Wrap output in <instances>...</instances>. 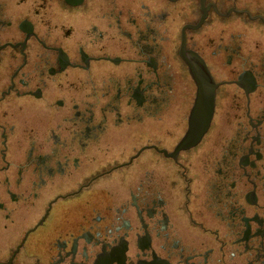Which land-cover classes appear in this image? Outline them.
<instances>
[{"label": "flooded vegetation", "instance_id": "obj_1", "mask_svg": "<svg viewBox=\"0 0 264 264\" xmlns=\"http://www.w3.org/2000/svg\"><path fill=\"white\" fill-rule=\"evenodd\" d=\"M0 264H264V0H0Z\"/></svg>", "mask_w": 264, "mask_h": 264}]
</instances>
